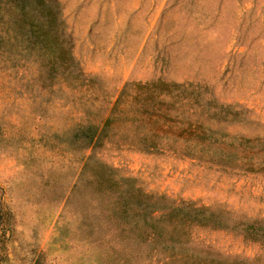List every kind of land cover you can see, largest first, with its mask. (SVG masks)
<instances>
[{
  "label": "rangeland",
  "instance_id": "rangeland-1",
  "mask_svg": "<svg viewBox=\"0 0 264 264\" xmlns=\"http://www.w3.org/2000/svg\"><path fill=\"white\" fill-rule=\"evenodd\" d=\"M57 1L72 54L93 82L83 94L70 78L47 87L28 56L14 80L0 69V264H117V253H127L103 235L102 201L81 171L89 154L166 202L264 221L260 175L108 143L92 153L71 142L85 124L84 105L96 123L124 84L157 79L198 84L218 103L250 110L255 124L228 130L264 135V0ZM191 234L195 250L220 262H264V246L236 231Z\"/></svg>",
  "mask_w": 264,
  "mask_h": 264
},
{
  "label": "trees",
  "instance_id": "trees-1",
  "mask_svg": "<svg viewBox=\"0 0 264 264\" xmlns=\"http://www.w3.org/2000/svg\"><path fill=\"white\" fill-rule=\"evenodd\" d=\"M61 12L57 0H0V69L14 80L15 69L28 56L38 81L49 87L53 80L69 83L70 78L83 94L93 79L78 67ZM84 106L85 124L73 129L71 142L82 143L86 151L93 153L108 143L146 154L168 153L229 174L264 177V135L228 130L255 124L250 110L218 103L198 84L128 82L96 123L89 119L91 106ZM91 160L87 155L81 171L94 178L90 191L102 201L97 211L103 235L110 234L111 241L127 249L124 256L117 253V264H245L223 263L195 250L193 228L236 231L244 240L264 246L262 220L236 221L223 210L166 202L163 196L144 192L134 179L117 176L104 162ZM254 262L264 264L259 258Z\"/></svg>",
  "mask_w": 264,
  "mask_h": 264
}]
</instances>
